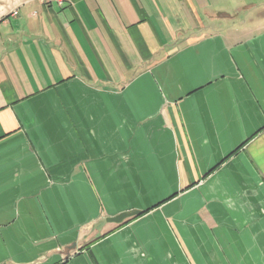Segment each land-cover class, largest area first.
Returning a JSON list of instances; mask_svg holds the SVG:
<instances>
[{"label": "crops", "instance_id": "crops-1", "mask_svg": "<svg viewBox=\"0 0 264 264\" xmlns=\"http://www.w3.org/2000/svg\"><path fill=\"white\" fill-rule=\"evenodd\" d=\"M17 12L0 264H264V0Z\"/></svg>", "mask_w": 264, "mask_h": 264}, {"label": "rangeland", "instance_id": "rangeland-1", "mask_svg": "<svg viewBox=\"0 0 264 264\" xmlns=\"http://www.w3.org/2000/svg\"><path fill=\"white\" fill-rule=\"evenodd\" d=\"M29 1L30 0H0V19L8 16L9 14L17 15L19 8ZM37 1L44 3L43 0ZM67 1L69 0H52L46 3H54L59 7H62Z\"/></svg>", "mask_w": 264, "mask_h": 264}, {"label": "built area", "instance_id": "built-area-1", "mask_svg": "<svg viewBox=\"0 0 264 264\" xmlns=\"http://www.w3.org/2000/svg\"><path fill=\"white\" fill-rule=\"evenodd\" d=\"M50 1H52V0H43L44 3H46V2H50Z\"/></svg>", "mask_w": 264, "mask_h": 264}]
</instances>
